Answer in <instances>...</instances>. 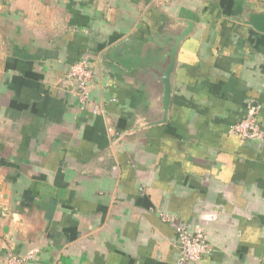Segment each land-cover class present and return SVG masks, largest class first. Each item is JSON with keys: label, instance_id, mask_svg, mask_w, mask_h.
I'll return each mask as SVG.
<instances>
[{"label": "crops", "instance_id": "1", "mask_svg": "<svg viewBox=\"0 0 264 264\" xmlns=\"http://www.w3.org/2000/svg\"><path fill=\"white\" fill-rule=\"evenodd\" d=\"M243 4L0 0V263L178 264L170 214L206 232L192 264H264V142L231 133L252 108L264 128V34L229 19ZM177 20L195 27L168 121L134 131L159 116L147 68ZM84 58L97 115L66 83Z\"/></svg>", "mask_w": 264, "mask_h": 264}, {"label": "built area", "instance_id": "2", "mask_svg": "<svg viewBox=\"0 0 264 264\" xmlns=\"http://www.w3.org/2000/svg\"><path fill=\"white\" fill-rule=\"evenodd\" d=\"M257 1L264 7V0ZM96 76L97 72L90 66L87 58L74 64L66 76V83H69L72 87L69 92L76 100L77 106L84 110L93 103V114L95 115L103 112L101 102L94 101L90 91L91 84L95 82ZM231 133L239 136L244 142H264V128L260 124L257 111L253 108L248 111L246 117L232 128ZM160 216L164 222L171 224L176 230L177 246L180 254L178 264L198 263L211 252L212 247L202 226L192 227L181 223L175 216L170 214ZM39 252L38 249H33L25 254H11L0 264H29L36 260Z\"/></svg>", "mask_w": 264, "mask_h": 264}, {"label": "water", "instance_id": "3", "mask_svg": "<svg viewBox=\"0 0 264 264\" xmlns=\"http://www.w3.org/2000/svg\"><path fill=\"white\" fill-rule=\"evenodd\" d=\"M244 2L245 4L237 7L234 16L229 19L250 26L264 34V7L245 0ZM194 27L195 23L192 21L177 20V26L172 28L164 42H160L161 51L153 58L151 64H148L149 68H147L149 77L154 79V81L152 79L154 84L151 87H154V91L157 93L155 101L158 105L159 116L153 119L146 118L134 131L167 123L173 103L172 76L176 67L178 50L184 39L192 33Z\"/></svg>", "mask_w": 264, "mask_h": 264}]
</instances>
